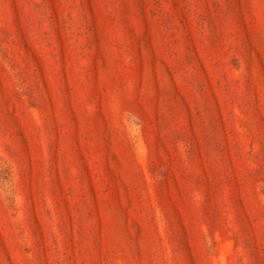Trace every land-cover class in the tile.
<instances>
[{"label": "rangeland", "instance_id": "1", "mask_svg": "<svg viewBox=\"0 0 264 264\" xmlns=\"http://www.w3.org/2000/svg\"><path fill=\"white\" fill-rule=\"evenodd\" d=\"M0 264H264V0H0Z\"/></svg>", "mask_w": 264, "mask_h": 264}, {"label": "trees", "instance_id": "2", "mask_svg": "<svg viewBox=\"0 0 264 264\" xmlns=\"http://www.w3.org/2000/svg\"><path fill=\"white\" fill-rule=\"evenodd\" d=\"M2 186H4V185L2 184Z\"/></svg>", "mask_w": 264, "mask_h": 264}]
</instances>
